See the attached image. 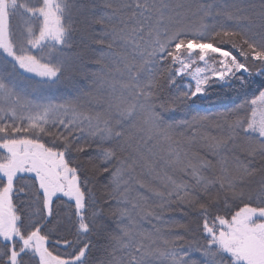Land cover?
<instances>
[{
	"label": "snow or ice",
	"instance_id": "1",
	"mask_svg": "<svg viewBox=\"0 0 264 264\" xmlns=\"http://www.w3.org/2000/svg\"><path fill=\"white\" fill-rule=\"evenodd\" d=\"M0 264H264V0H0Z\"/></svg>",
	"mask_w": 264,
	"mask_h": 264
}]
</instances>
